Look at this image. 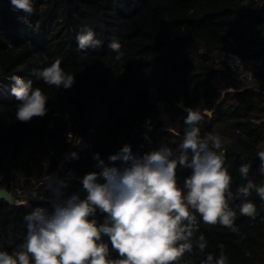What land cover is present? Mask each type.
Returning <instances> with one entry per match:
<instances>
[{"label": "trees", "instance_id": "16d2710c", "mask_svg": "<svg viewBox=\"0 0 264 264\" xmlns=\"http://www.w3.org/2000/svg\"><path fill=\"white\" fill-rule=\"evenodd\" d=\"M32 2L28 14L12 10L10 0H0V175L25 168L37 177L48 176L72 148L78 158L65 157L54 179L64 182L56 185L63 192L61 199L74 193L83 198L80 178L102 170L94 154L106 165L119 167L121 161L110 162L108 157L124 144L131 145L135 156L161 145L175 152L186 128L184 109L191 108L203 117L198 125L201 137H221L219 151L232 177L229 206L236 213V230L206 224L194 214L192 251L178 264H205L209 254L216 264L222 252L225 264H264V201L252 190L247 199L255 204L256 214L241 216L244 197L238 194L248 180L264 185L257 155L264 151V96L243 89L222 60L232 42L244 40L246 19L256 33H264V0ZM85 26L102 41L99 48L78 49L76 35ZM254 36L248 42L260 44L264 53V36ZM113 39L121 45L119 60L108 47ZM241 50L259 52L244 44ZM55 60L75 76L71 89L36 79L38 70ZM14 75L31 79L48 96L43 118L15 119L17 101L10 96ZM261 78L264 81V71ZM87 138L91 141L84 146ZM243 164L249 165L247 179L239 172ZM189 174V169L177 168L179 187ZM0 182L9 188L5 178ZM52 190L47 184L37 188L25 204L0 199V250L11 253L23 243L25 214L37 207L52 210ZM96 219L102 222V217ZM201 236L203 251L198 247ZM103 240L108 242L107 237ZM109 249L110 258H118L110 244Z\"/></svg>", "mask_w": 264, "mask_h": 264}, {"label": "clouds", "instance_id": "9594fccd", "mask_svg": "<svg viewBox=\"0 0 264 264\" xmlns=\"http://www.w3.org/2000/svg\"><path fill=\"white\" fill-rule=\"evenodd\" d=\"M10 6L14 11L33 12L32 0H10ZM76 40L81 51L95 50L102 44L86 26ZM108 47L117 53V60L122 57L117 40H111ZM36 79L65 90L75 83V76L64 71L60 60L38 70ZM10 80V96L17 101L15 119L30 122L43 118L48 112L44 91L19 75ZM184 110L186 128L175 152L161 145L135 156L131 145L124 144L108 157L110 162L121 161L119 167L106 165L99 153L94 154L102 170L80 178L86 193L83 198L74 193L61 199L63 192L56 185L63 186L64 182L46 177L47 187L53 189L55 197L52 210L37 207L25 214L24 241L11 253L0 250V264H178L185 252L192 251L189 240L196 223L194 214L206 224L219 223L235 231L236 213L229 206L232 177L219 151L221 137L212 133L201 137L198 125L202 115L191 108ZM257 155L259 171L264 174V151ZM71 156L78 158L75 152ZM178 167L190 170L183 187L177 184ZM239 172L247 179L249 165H241ZM252 190L264 201V185L248 180L238 189L244 197L239 205L241 216L256 214L255 204L247 199ZM98 216L102 222L96 219ZM109 244L118 258H110ZM198 247L201 251L206 247L203 236ZM212 261L209 254L205 264ZM225 262L222 252L216 264Z\"/></svg>", "mask_w": 264, "mask_h": 264}, {"label": "built area", "instance_id": "2783aa9c", "mask_svg": "<svg viewBox=\"0 0 264 264\" xmlns=\"http://www.w3.org/2000/svg\"><path fill=\"white\" fill-rule=\"evenodd\" d=\"M242 28L245 29H243L244 40L232 42V44L224 51L222 60L227 68L243 82V89L250 88L264 96V81L261 78V74L264 71V53L261 52L262 47L260 44H250L248 42L256 33L254 26L251 25L248 19L245 20ZM261 36H264V33L257 32L254 37L257 40L258 37ZM243 44L249 45L250 50H259V52H242L241 46ZM142 128H146V124H143ZM79 140L80 139H78L77 142H79ZM72 152V148H69L63 157L71 156ZM64 158L48 176L42 174L37 177L28 172L25 168L18 171H12L8 175L1 173L0 178H5L7 180L9 189L15 197V204L27 203L34 190L46 186V177H57L61 171Z\"/></svg>", "mask_w": 264, "mask_h": 264}, {"label": "water", "instance_id": "95a60500", "mask_svg": "<svg viewBox=\"0 0 264 264\" xmlns=\"http://www.w3.org/2000/svg\"><path fill=\"white\" fill-rule=\"evenodd\" d=\"M0 199H3L11 204H15V197L12 191L7 187L2 186L1 182H0Z\"/></svg>", "mask_w": 264, "mask_h": 264}, {"label": "rangeland", "instance_id": "374dc122", "mask_svg": "<svg viewBox=\"0 0 264 264\" xmlns=\"http://www.w3.org/2000/svg\"><path fill=\"white\" fill-rule=\"evenodd\" d=\"M229 90H231V88H230ZM142 133H143V134H144V133H147V129L144 128V129L142 130ZM79 141H80V140H79ZM90 141H91V139H90V138H87V140H86L84 146H85L87 143H89Z\"/></svg>", "mask_w": 264, "mask_h": 264}]
</instances>
